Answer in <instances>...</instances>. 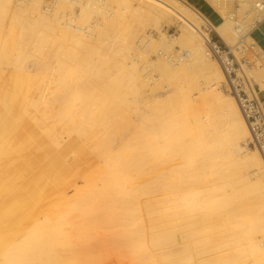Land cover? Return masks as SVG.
Here are the masks:
<instances>
[{"label": "bare ground", "instance_id": "bare-ground-1", "mask_svg": "<svg viewBox=\"0 0 264 264\" xmlns=\"http://www.w3.org/2000/svg\"><path fill=\"white\" fill-rule=\"evenodd\" d=\"M206 1L221 13L223 20L220 24H211L186 0H87L85 3L82 0H55L52 12L41 9L42 0H0L2 101L7 103L14 99L13 90L18 88L20 77L25 76L20 71L10 73L9 69L12 62L21 64L19 61L28 53L29 49L25 48L29 44H32L29 48L34 49L33 53L39 54L49 45H52L51 48H60L62 54L70 47L72 50L63 55L73 54V58L77 60L74 69L77 71L79 68L80 72L87 73L86 78L81 76V81L86 83L84 89L75 91L73 82L76 75L70 71L67 73V66L70 64H66L59 54H55L57 76L53 78V85L49 87L43 101L48 108H52L49 114L58 116L45 114L46 116L34 119L33 125L28 123L36 137L37 134H45L33 140L28 139V143L34 146V155L32 161L23 165H30L31 179L23 188L15 189L14 181L19 178L17 173L20 174L23 166L13 168L7 165L6 171L10 178L0 188V264H85L91 261L94 255L92 250L99 251L100 248L95 246H102L104 241L97 236V231V234L92 232V228L100 224L102 226L109 220L107 213L97 210L98 207L91 200H97L109 191L117 193L128 187L129 191L125 192L123 199L120 198L119 201L116 197L112 201H115V205H109L112 210L118 208V211L110 213L109 207L105 212L125 216L128 228L123 231V237L131 252L141 255L144 239H148L156 249V252H149L144 258L143 255H138L140 259H144V264H264V237H257L259 233L264 235V142L261 147L250 151L242 146L243 143L247 144L251 135L248 123L243 116L236 91H233L235 99L218 91L219 81L227 82L228 79L218 60L210 58L213 54L207 43V36L201 32L203 24L212 27L239 60L235 51L237 32L233 22L225 16V11L231 7L233 0ZM251 2L245 0L239 5L247 12ZM77 7L81 10L78 14L75 10ZM92 15H100L102 20L93 25L88 24ZM82 17L87 19V24L79 26L77 19ZM162 18L171 23L182 22L181 33L170 41L161 31L162 40L156 43L151 35L145 34L144 27L151 22L160 30ZM13 24L19 25H16L19 28L16 33L11 29ZM175 45L189 51L188 59L177 64H172L166 58L157 59L152 64L159 76L157 79L153 78L151 70L142 71L141 67L144 68L149 63L147 60L140 66L134 57L136 54L139 59H147L148 52L156 53L160 49L170 51ZM134 50L136 52L132 55ZM261 56L264 57L262 51ZM239 63V74L244 77L250 93L254 98L260 99L257 93L264 91V67H259L253 73L241 65L240 61ZM196 71L201 72L210 83L199 90L202 103L216 104L221 108L218 120L215 119L220 122L222 120L225 129L214 126L217 122L214 117L207 114L208 111L202 114L196 98L179 86L180 77ZM161 78L167 80L164 87L174 84L168 93L157 98L153 92L146 93V86L155 85ZM4 84H9L11 89ZM255 84L259 85V89ZM31 86L30 84L27 90H20V97L15 99L19 105L26 103ZM129 95L134 97L133 101ZM95 104L98 105L96 110L91 109L93 106H88ZM262 107L264 109L263 105ZM221 112L222 116L219 118ZM44 113L46 112L42 114ZM128 114L134 115L127 116ZM12 118L13 116L1 117L0 142L10 128L13 130L19 126ZM84 142L96 150L102 164L84 178L86 185L83 188L75 189L76 193L54 207L51 206L46 215L41 208L47 190L51 187L50 192H53L59 188L68 174L64 160H72L73 154L70 155V151L83 147ZM216 155L223 161V168L213 163ZM145 166H149L151 170H145ZM132 167L138 172V176L160 171V181L156 182L157 190H167V194L171 191L169 197L163 198L168 201L169 198L175 200L178 197L182 205L178 204V200L177 205L169 199L171 206L160 205L157 208V205L154 206L156 202L146 203V199L145 202L142 199L144 206H140L138 203L141 201V193L149 192L154 185L140 187L139 201L134 200L138 198L137 190L133 191L136 187L132 189L131 185L122 184H127L135 177L132 176ZM211 174L217 175L221 182L213 181L209 184ZM13 177L15 178L12 179ZM97 181H101L103 186L97 187ZM188 182L206 185L203 190L196 186L198 190H195L194 184H191L194 190L185 185L191 190L187 188L184 191L185 187L182 185L189 184ZM149 183H152L151 180ZM241 183L243 187L238 188L237 185ZM182 188L183 191H180ZM23 190L26 192L22 197L20 195ZM20 197L22 198L19 200ZM74 197H83L84 200L72 202V206L63 211L67 201ZM163 198L160 197L162 200ZM108 201L105 203L107 207L111 202ZM76 211L82 213H78L81 218L76 215L69 218ZM143 211L150 215L157 211L156 217L149 219V232L138 222L143 217H140L139 212ZM183 215L189 219L181 227L176 222ZM215 216L218 224L208 226ZM185 218L184 216L183 220ZM120 219L121 217L118 218ZM115 223L117 224L116 220ZM205 225L209 228L204 227ZM115 239L113 238V242ZM117 241L120 243V239ZM103 247L107 248V244ZM108 249L103 252L106 253Z\"/></svg>", "mask_w": 264, "mask_h": 264}, {"label": "rangeland", "instance_id": "rangeland-1", "mask_svg": "<svg viewBox=\"0 0 264 264\" xmlns=\"http://www.w3.org/2000/svg\"><path fill=\"white\" fill-rule=\"evenodd\" d=\"M84 3L87 1V0H82ZM243 1H245V0H233V2H232V5H231V7L230 8H228L226 11H225V16H228V14L229 13H232V12H235L236 10H237V12H238V15H239V17L241 18V17H244L246 14H247V12L245 11V10H242L241 9V7H240V5H239V3H241V2H243ZM250 1V0H249ZM251 1H253V0H251ZM42 5H41V9L43 10V11H45V6L46 5H48V4H52L51 5V9L52 10H54V6H53V4H54V2H55V0H42ZM187 2H189L191 5H193L194 7H195V5L194 4H192V2H190V1H187ZM213 7V6H212ZM50 9V11L52 12V10ZM76 12H77V14L78 13H80L81 12V10L77 7L76 9ZM198 10V9H197ZM199 11V10H198ZM214 12L217 14V18L215 19V20H213L212 21V23H221L222 22V17H221V13L220 12H218V11H215V9H214ZM107 13H109L110 14V11L109 10H107ZM203 14L206 16V17H208L204 12H203ZM88 17H89V15H87ZM88 17H86V18H88ZM209 18V17H208ZM102 20V18L100 17V15H98V16H95V15H92V16H90V21L88 20L87 21V19H85L84 17H82V18H80V19H77V21H79L78 22V24H79V26H84V24H87L86 23V21L88 22V24L90 23L91 25H93V24H95L94 22H99V21H101ZM81 22H83V23H81ZM160 22H161V24H162V28H160V30H158V29H156L152 24H151V22H148V23H146L145 24V26L146 27H144L145 29H144V31L146 32L145 34L146 35H151L150 37H152L154 40H155V42L156 43H158L159 41H161L162 39H161V31L163 32V33H165V35L167 36V38L171 41V40H174L176 37H179L180 36V33H181V25H182V22H179V23H171L169 20H167L166 18H162L161 20H160ZM15 24H13L12 26V31H14L15 33L18 31V27H19V25L18 24H16L15 26H14ZM233 26H234V23H233ZM203 29L201 30V32H202V34L203 35H205V36H207V37H209V38H213V35L214 34H216L219 38H220V36L216 33V31L215 30H211V28L209 27V26H206L205 24H203ZM248 40L249 41H251V38H248ZM56 44H59V43H56ZM29 47H32V44H29V46L27 47V48H25V49H29V51H28V53L25 55V56H23L22 58H21V60L19 61V63H21L20 65L19 64H16V62L14 63V62H12V66H10V69H9V71H10V73H13V72H15V71H20L21 73H23L25 76L23 77V78H21L20 77V82L17 84V86H18V88H14L15 90H13V94H14V99H12L10 102H4V101H2L1 99H0V106H1V108H4V106L5 105H13V106H15V107H17V108H19V110L22 112V116H26L28 119L30 118L31 120H33V122H34V119H36L37 117H41V116H58L57 114H49V113H51V110H52V108H48V106L45 104V102L43 101L44 100V95L47 93V92H49V87H52V85H53V81H54V79H55V77L57 76V71H55V67H57L58 65H57V63L55 62V60H54V57H56V55L55 54H59V57H61V58H63L64 60H65V62H66V64H68L69 66H67L68 68H67V70H66V72L68 73L69 71L70 72H73V74L74 75H76V77L75 76H73V77H75L76 78V80H75V82H73V88H74V90L75 91H77V92H80V91H82L84 88H83V86L84 85H86V83L84 82V80H82L81 81V76L83 75L85 78H86V75H87V73H85V72H83V71H81L80 72V70H79V68H78V70L76 71L75 69H74V67L73 66H76L77 65V60L76 59H74L73 58V54L71 55V56H65V55H63L64 53H66V52H70L72 49L70 48V47H67V49L68 50H66V51H64L63 52V54L61 53L62 51H61V49L60 48H58L57 46L54 48H51L52 47V45H49V47L47 46V47H45L44 48V50H43V52H42V54H39V53H33V50L34 49H31V48H29ZM57 50V52H58V50L60 49V53L58 52H56V50ZM175 49H181L179 46H177V45H175L170 51H163V49H158L159 51H157L156 53H152V52H148L147 53V55H146V57H147V59H145V58H143V59H139L137 56L138 55H136L135 54V56L134 57H136V59L138 60V64L140 65V66H142V64H143V62L144 61H148L149 63H147V66L146 65H144L145 67L143 68V67H141L142 68V71H143V69H144V72H146V71H150L151 70V72H152V74H154L153 76V78L154 79H157V78H159V76L158 75H156L157 74V71L154 69L155 67L152 65V64H154V62L157 60V59H162V58H164L163 56H161L160 54H159V52H161V51H163L164 53H166V52H169V53H171V52H174V50ZM48 50H49V53L51 54H49L48 53ZM236 51V53H237V49L235 50ZM30 52V53H29ZM45 52V53H44ZM54 52H56V53H54ZM136 52V50H134L133 51V53H132V55L134 54ZM54 56H53V55ZM61 54H62V56H61ZM238 54V53H237ZM160 55V56H159ZM130 56H131V54H130ZM69 57V58H68ZM73 58V59H72ZM210 58L211 59H214L215 60V57L214 56H211L210 55ZM238 58H239V60H240V62H241V65H244V67L247 69V70H249V71H254V72H256L255 70L256 69H258L259 67L260 68H263L264 67V62H262L263 64L261 65L259 62H258V59L257 58H254V57H251L250 58V60L251 61H257V63H256V65L255 66H250V65H248L247 63H245V62H243L241 59H240V56H239V54H238ZM26 59V60H25ZM23 60V61H22ZM72 60V61H71ZM143 60V61H142ZM27 61V62H26ZM142 61V62H141ZM216 61V60H215ZM140 62V63H139ZM55 63V64H54ZM73 63V64H72ZM151 63V64H150ZM25 64V65H24ZM72 64V65H71ZM15 65H19V67H16ZM24 66H25V68H24ZM71 66V67H70ZM11 67H12V69H11ZM240 67L241 66H236V68H238V71H237V73H238V76L241 78V82L242 81H245V79H244V77L241 75V74H239V72H240ZM44 69V70H43ZM14 70V71H13ZM26 72H27V74H26ZM51 72V73H50ZM224 72V71H223ZM253 72V73H254ZM39 74V75H36V74ZM50 73V74H49ZM80 73V74H79ZM82 73V74H81ZM225 74V73H224ZM45 77H44V76ZM33 78H32V77ZM35 76V77H34ZM43 76V77H42ZM226 76V75H225ZM27 77H28V79H27ZM39 77V79H37ZM42 77V78H41ZM49 77V78H48ZM234 77V76H233ZM47 78H48V80H47ZM54 78V79H53ZM226 78H227V76H226ZM30 79H31V81L32 82H30ZM33 79V80H32ZM36 79H37V81H39V82H37L36 81ZM184 79V80H183ZM34 80H35V83L36 84H34ZM50 80V81H49ZM193 80V81H192ZM80 81V82H79ZM156 81V80H155ZM157 81H158V83H157ZM156 81V84L154 85V84H152L151 86H146V88H145V91H146V93H151V92H153L155 95H156V98L157 97H160V96H164V95H166L167 93H168V90H169V88H171L174 84L173 83H170V84H173V85H169V86H165L164 87V85L165 84H167V80L165 79V78H161L160 80H157ZM181 83H180V82ZM253 81V80H252ZM52 82V83H51ZM160 82V83H159ZM195 82V83H194ZM32 85L31 86V88H30V91H29V95H28V99H27V101H26V103L24 104V105H19L18 104V102H16L15 101V99L18 97H20V90H27L28 88H29V86H30V84ZM48 83H51V84H49L50 86H48ZM81 83V85H79ZM78 84V85H77ZM178 84H179V86L182 88H184L185 90H187V92L193 97V98H196V102H197V105L198 106H201L200 107V109H201V111L203 112L202 114H204L205 113V111L207 112V114H209L215 121H217L218 120V116H219V112L220 111H222L221 110V108L218 106V105H214V104H212V105H206V104H203L202 103V99H201V94H200V92H199V90H200V88H203V87H207V86H209L210 85V83H209V79L208 78H206L201 72H199V71H196V73L195 72H193V73H191V74H186V75H184V76H182V77H180L179 78V80H178ZM194 84V85H193ZM5 85V84H4ZM218 85V91L220 90L221 91V93H222V95H225V96H227V97H230V98H234V96H233V94H231V92L228 90V86H227V83H226V81H219V83L217 84ZM6 86V85H5ZM26 86H28V87H26ZM77 86H79V87H77ZM255 86H256V88L257 89H259V85L258 84H255ZM27 88V89H26ZM77 88H80V89H77ZM77 89V90H76ZM153 91H152V90ZM245 90H246V92L250 95V91H249V89H248V87H245L244 88ZM208 90L209 91H211V88H208ZM262 92H264V91H262ZM43 93V94H42ZM40 94V95H39ZM42 94V95H41ZM258 96H259V91H258ZM41 96V97H40ZM210 97V96H209ZM33 98V99H32ZM129 98H130V100L131 101H133L134 100V97L133 96H131V95H129ZM235 99V98H234ZM198 100V101H197ZM259 101H260V103H262V105L264 104V102H263V97L262 96H260V99H258ZM40 101V102H39ZM14 102H16V103H14ZM134 103V102H133ZM200 103V104H199ZM42 104V105H41ZM77 104H80L81 105V103L80 102H77ZM25 105H27L28 106V108L25 106ZM83 105V104H82ZM138 105H139V103H138ZM141 105V104H140ZM26 109H23V107ZM46 106V107H45ZM84 106V105H83ZM88 106H90V108L93 106L94 108H91V109H93V110H96V107H98V105L97 104H95V105H88ZM206 106V107H205ZM208 106V107H207ZM212 106V107H211ZM204 108V109H203ZM27 109H28V111H27ZM45 109H46V111H45ZM206 109V110H205ZM215 111H214V110ZM38 111V112H37ZM25 112V113H24ZM32 112V113H31ZM37 112V113H36ZM43 112H46V113H44V115L42 114ZM33 115H31V114ZM46 114V115H45ZM134 115V114H133ZM132 114H128L127 116H133ZM35 116V117H34ZM221 116H222V112H221V115H220V117L219 118H221ZM211 118V119H212ZM217 120H216V119ZM214 122V121H213ZM221 122L222 123H224L222 120H221ZM220 121H217L216 122V124L214 123V126H217V127H222L223 129H225V124L223 125L222 123H221ZM217 123H219V124H217ZM84 146L83 147H81V151H80V153H81V160H80V162H79V167H80V169H81V175H80V178L77 180V183L75 184V185H73L72 187H70L67 191H66V193L65 194H67V193H69L68 195H65V196H62V197H60L57 201L58 202H55L56 204L57 203H59V202H61L62 200H64V199H66L69 195H73L74 193H76L77 191L75 190V189H80V188H83L85 185H86V181H85V179H86V177L88 176V175H90L91 173H93L94 171H96L98 168H99V166L102 164L101 163V158H100V156L99 155H97V152H96V150H94L92 147H90L87 143H85L84 142V144H83ZM242 146L243 147H246L247 149H249V151H250V149H255L253 146H248L247 144H245V143H243L242 144ZM98 157V158H97ZM222 162L223 161H221V158H219L217 155H216V157L214 156V158H213V163L215 164V165H217V166H221V164H222ZM145 168V170H151L150 168H149V166H145L144 167ZM220 168H223V166H221ZM132 169H133V175L132 176H134L135 175V177L133 178V180H131V181H129V182H127V184L125 183V182H123L122 184L125 186V185H131V188L133 189V188H135L136 187V189H134L133 191H136V193H138L137 194V196L136 197H138V198H134V200H138L139 201V197H140V191H138V190H140V187H148V184H150L149 185V187L151 186V185H154V187L153 188H156L155 190H157V187H156V182L158 181H160L158 178H159V174H160V171H158V172H156L155 174H150V175H145V176H143V175H140L139 174V176H138V172L135 170V168L134 167H132ZM212 175V178L211 179H209V181H211L209 184H211V183H213V181H217V182H221V180H220V178L217 176V175H213V174H211ZM138 177V178H137ZM85 178V179H84ZM155 178H157V179H155ZM216 178H217V180H216ZM152 179H154L155 181L153 182V180ZM150 180H151V182L153 183H149L150 182ZM100 182V183H99ZM189 184H184V185H182V187L184 188L185 187V189H184V191H187V190H201V187H202V190H203V188H204V186L206 185V184H199V185H197V183L196 182H188ZM191 184H194V187H193V185H192V187H191ZM196 184V185H195ZM136 185V186H135ZM143 185V186H142ZM189 186V187H191V189L189 188V187H186V186ZM96 186L97 187H101V186H103V184H102V182L101 181H97V183H96ZM237 187L238 188H242L243 187V185H242V183L241 184H239V185H237ZM129 188V187H128ZM128 188L126 189V190H123V191H120V192H114V191H109V192H107L105 195H103V196H105L103 199H102V197H100V198H97V200L95 199V200H91L92 202L94 201V203H95V205H96V207H98V208H96L97 210L99 209L100 210V212H102V213H107L106 215H108L107 217H108V221L106 222V224H104L103 223V225L101 226V224L100 225H97V226H95L94 227V229L92 228V232H95L96 233V231H97V233H98V237L103 241V243H102V246H95V247H98V249L100 248V250L99 251H101V247H103V245L105 246V244H107V248H102L103 249V251L105 250V249H108V251L106 252V253H104L103 251H101L100 253H98L99 251H97L96 252V250L95 249H93L92 250V254H94V255H92L93 256V258H91L90 260L91 261H88L87 263H85V264H120V262H121V264H144L143 262H142V260H144V259H140V257L139 256H142L143 258H144V256L146 255V254H149V252L151 253V252H153V251H155L156 252V249L151 245V243L149 242V240L147 239V240H143L144 242H143V244H141L142 246V253H141V255H139V254H136V253H134V252H131L128 248H127V246L125 245V242H124V237H123V231L126 229V228H128V226H127V224L125 223L126 222V219L124 218L125 216H123L122 217V215H120L119 216V214H110L109 215V212L111 213V212H114V211H118V208H114L113 210H112V207L111 206H109V205H112V206H114L115 204V201H114V203L112 202L113 201V199H115L116 197H117V200H119L120 198L121 199H123L122 197L124 196V194H125V192H127V191H129L128 190ZM152 188V186L150 187V189H149V192H146V193H141V197H140V200L141 201H139V203L138 202H134V203H138V204H140V206H144V202H145V199H146V203H148V202H153V204H154V202H156L155 204H154V206H156L157 208H159V207H161V206H166V205H168V206H171L172 204L171 203H173V204H177V201L176 200H178V204L179 205H182V203L180 204V199L177 197V199H173L174 200V202H172L173 200L172 199H170V201H171V205L168 203V202H170L169 201V199H168V201L165 199V198H167V197H169L168 196V194L171 192V191H169L168 192V194L167 193H165V192H161V191H156L157 193H159V192H161V194L159 193V194H157V193H154L155 192V190ZM183 188L180 190V191H183ZM188 188V189H187ZM194 188V189H193ZM187 189V190H186ZM153 190H154V192H153ZM151 191V192H150ZM153 192V194L151 195V193ZM165 193V194H164ZM149 194V195H148ZM157 194V195H156ZM126 195V194H125ZM139 195V196H138ZM144 195V196H143ZM146 195H148L147 197H146ZM163 196L165 197V198H163ZM119 197V198H118ZM153 197V198H152ZM155 197V198H154ZM159 197V198H158ZM160 197H162L163 198V200L162 199H160ZM82 198L83 197H81V198H79V199H75V197L73 198V199H71V200H68L67 202H68V204H67V206L65 205L63 208H62V210L64 211V210H66V208L68 207V206H72V202L73 203H75V202H79V201H83L82 200ZM109 198V201H111L110 203H108L107 205H108V207L106 206V204L105 203H107V199ZM112 198V199H111ZM149 198H150V200H149ZM152 198V199H151ZM120 199V200H121ZM144 200V202H143V200ZM156 199H159L160 201H157ZM164 199H165V201H164ZM87 200V199H86ZM85 200V201H86ZM116 200V204L118 203V201ZM119 200V201H120ZM136 200V201H137ZM152 200V201H151ZM155 200V201H154ZM163 202H162V201ZM88 201V200H87ZM86 201V202H87ZM106 201V202H105ZM108 201V202H109ZM175 201H176V203H175ZM88 202H90V200L88 201ZM87 202V203H88ZM103 202V203H102ZM133 202V201H132ZM143 202V203H142ZM159 202V203H158ZM162 202V203H161ZM53 204L54 206L56 205V204ZM101 205H100V204ZM158 203V204H157ZM165 203V204H164ZM177 204V205H178ZM161 205V206H160ZM53 206V207H54ZM106 206V207H105ZM106 208V209H104V208ZM111 208L110 210H109V212H105V211H108L107 210V208ZM155 207V208H156ZM101 208V209H100ZM104 209V210H103ZM51 210V209H50ZM103 210V211H102ZM157 210V209H156ZM75 212V211H74ZM78 211H76V213H74V215L73 214H71L70 215V217L69 218H74V217H76V216H79L80 217V215L82 214V213H79ZM153 215H150V214H147V212L145 213L144 211L143 212H139V215H140V217H142V218H139L138 219V222H139V224H141L143 227H144V229H145V231L148 229V224H149V219L151 218V217H156V215H157V211H154V213H152ZM47 215V214H46ZM76 215V216H75ZM142 215V216H141ZM110 216V217H109ZM146 216V217H145ZM149 216V217H148ZM184 216L186 217L185 218V220H183V218H184ZM114 217H116V218H114ZM121 217V219L120 220H118V218H120ZM145 217V218H144ZM181 217H183L182 218V220H181ZM178 220H177V222H176V224L177 223H179V225L178 226H180L181 224L182 225H185V223H186V221L189 219L186 215H183V216H181ZM216 217L217 216H215V217H213V220H212V218L210 219V220H212V222H211V224L209 223V224H207L208 226H216L217 224H218V220L216 219ZM81 218V217H80ZM113 218L114 220L112 221L111 219ZM122 218H124L123 220H122ZM146 219V220H145ZM216 221H215V220ZM115 220H116V222H117V224L115 223ZM118 220V221H117ZM182 221V222H180V221ZM112 221V222H111ZM122 221V223H120ZM210 222V221H209ZM217 222V223H216ZM107 223H108V225L109 226H107ZM112 223V224H111ZM216 223V224H215ZM105 225H106V227H105ZM115 225H117V226H115ZM181 225V227H183ZM207 225H205L204 227H206V228H209V227H207ZM105 228H104V227ZM123 226H125V227H123ZM211 226V227H212ZM107 227L109 228V229H107ZM117 227V228H116ZM123 227V228H122ZM181 227H179V228H181ZM98 228V229H97ZM102 228V229H101ZM95 229H97V230H95ZM121 231V232H120ZM119 232V233H118ZM146 232H149V229L146 231ZM180 233H181V231H179ZM183 233H184V231H182ZM96 233V234H97ZM103 235H102V234ZM99 234H100V236H99ZM106 235V236H105ZM109 235V236H108ZM104 236V237H103ZM257 236V235H256ZM112 237V238H111ZM258 238H263L264 237V235L262 236V234H258V236H257ZM111 238V240H108V239H110ZM113 238L115 239V238H117V239H115L116 241L117 240H119L120 239V243H119V241H115L114 240V242H113ZM106 240V241H105ZM108 241H110V242H108ZM112 244V245H111ZM122 244H123V246H122ZM101 245V244H100ZM108 245L110 246H114V248H112L111 246L110 247H108ZM117 248H116V247ZM111 248L112 249H114L113 251L111 250ZM116 248V249H115ZM146 248V249H145ZM125 249V250H124ZM111 250V251H110ZM147 250V252H145ZM126 253H125V252ZM120 252V253H119ZM145 252V253H144ZM154 252V253H155ZM115 253V254H114ZM112 254H114V255H112ZM132 254V255H131ZM134 254V255H133ZM103 255H105V256H102ZM117 255V256H116ZM125 255V256H124ZM136 255V256H135ZM139 255V256H138ZM107 256H109V257H107ZM111 256H113L112 258H111ZM119 256V257H118ZM120 256H121V258H120ZM100 257V258H99ZM94 258H95V260H97V261H95L94 260ZM106 259V260H104V259ZM120 258V259H119ZM136 258V259H135ZM138 258V259H137ZM103 259V260H102ZM111 259H115L116 261H114V260H111ZM109 260L111 261V262H109ZM122 260H123V262H122ZM128 260V261H127ZM93 261V262H92ZM104 261V262H103ZM120 261V262H119ZM127 261V262H126ZM133 261V262H132ZM95 262V263H94ZM102 262V263H101ZM108 262V263H107ZM115 262V263H114Z\"/></svg>", "mask_w": 264, "mask_h": 264}, {"label": "built area", "instance_id": "built-area-1", "mask_svg": "<svg viewBox=\"0 0 264 264\" xmlns=\"http://www.w3.org/2000/svg\"><path fill=\"white\" fill-rule=\"evenodd\" d=\"M51 5H46L45 11H50ZM228 18L234 23V28L237 32L236 49L240 59L250 66H255L257 61L250 60L251 57H254L262 65L264 57L261 56V51L263 52V50L251 37V33L258 23L264 21V0H253L249 11H247L244 17L240 18L236 10L235 12L229 13ZM210 28L213 30L212 27ZM248 38H251V41ZM207 43L211 48L213 56L218 60L227 76L228 81L226 83L228 90L231 94H234L233 91H236V97L238 98L243 116L250 129L251 135L247 145L253 146L254 148L261 147V143L264 142V109L260 101L254 98L251 93L249 95L244 89L248 87L247 83L245 81L241 82V78L237 73L238 68H236V66H240V60L237 59L232 48L221 37L219 40L207 37ZM159 54L168 59L172 64L185 61L190 55L189 51L182 49H175L171 53L161 51Z\"/></svg>", "mask_w": 264, "mask_h": 264}, {"label": "crops", "instance_id": "crops-1", "mask_svg": "<svg viewBox=\"0 0 264 264\" xmlns=\"http://www.w3.org/2000/svg\"><path fill=\"white\" fill-rule=\"evenodd\" d=\"M189 1V0H186ZM192 4L195 5V8L199 10V12L207 18L208 21H210L211 24L217 25L219 23H212L213 20L217 18V14L214 12V8L206 1V0H191ZM189 3V2H188ZM193 6V5H192ZM216 11V10H215ZM203 12L209 17H206ZM251 37L256 41L258 46L263 50L264 52V21L258 23L256 27L252 30ZM263 90L259 91V98L260 96L263 97L264 102V92ZM264 106V104H263ZM2 116H13L14 122L17 124L19 123V126H17L15 129L12 130V128L9 129V131L2 136V141L0 142V188L3 186V182L5 180L7 181L10 177L8 176V172L6 171V168H8L7 165H10L13 168L21 167L20 174L17 173L19 178H17L14 181L15 189L23 188L25 184L28 183V181L31 179L30 174V165H23V163H28V161L33 160L34 155V146L30 143H28L29 140H33L35 138H38L40 136L44 135H36L32 134L31 128L28 127V123L34 124L33 120L30 118L28 119L26 116H22V112L19 110V108L13 106V105H5L4 108H1L0 106V119ZM17 116V117H14ZM27 124V125H26ZM81 147L72 149L70 151V155L73 156L72 160H64V165L68 171L67 177H65L62 180V184L59 186L58 189H55L53 192H50L51 187L47 190V194L45 196V200L42 205V210L45 214H47L51 206H54L53 204L55 202H58L57 200L65 195H68L69 193L65 194L66 191L75 185L77 183V180L80 178L81 175V169L79 167V162L81 160ZM69 155V156H70ZM72 158V157H70ZM2 163V164H1ZM39 168V167H38ZM22 172V174H21ZM16 175V174H15ZM13 177L12 179H14ZM26 191H22V195H25ZM23 197V196H22ZM20 197L19 200L22 198ZM18 200V201H19ZM56 204V203H55Z\"/></svg>", "mask_w": 264, "mask_h": 264}, {"label": "trees", "instance_id": "trees-1", "mask_svg": "<svg viewBox=\"0 0 264 264\" xmlns=\"http://www.w3.org/2000/svg\"><path fill=\"white\" fill-rule=\"evenodd\" d=\"M190 2H191V0H189ZM218 25V24H217ZM213 39H216V40H219V37L216 35V34H214L213 35Z\"/></svg>", "mask_w": 264, "mask_h": 264}, {"label": "water", "instance_id": "water-1", "mask_svg": "<svg viewBox=\"0 0 264 264\" xmlns=\"http://www.w3.org/2000/svg\"><path fill=\"white\" fill-rule=\"evenodd\" d=\"M7 87H9L11 89V87L9 86V84H6Z\"/></svg>", "mask_w": 264, "mask_h": 264}]
</instances>
